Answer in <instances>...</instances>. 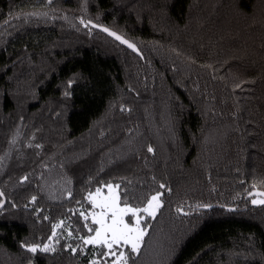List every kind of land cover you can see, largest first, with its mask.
I'll return each mask as SVG.
<instances>
[{
	"label": "trees",
	"instance_id": "trees-1",
	"mask_svg": "<svg viewBox=\"0 0 264 264\" xmlns=\"http://www.w3.org/2000/svg\"><path fill=\"white\" fill-rule=\"evenodd\" d=\"M108 183L162 194L135 264H264V0H0V264L100 259Z\"/></svg>",
	"mask_w": 264,
	"mask_h": 264
},
{
	"label": "snow or ice",
	"instance_id": "snow-or-ice-1",
	"mask_svg": "<svg viewBox=\"0 0 264 264\" xmlns=\"http://www.w3.org/2000/svg\"><path fill=\"white\" fill-rule=\"evenodd\" d=\"M103 30L108 32V29ZM109 35L135 50L133 44L116 33L109 32ZM70 86L71 82H69ZM148 151L152 152L153 149L149 147ZM25 179L27 178L25 177ZM119 187L118 184L108 183L97 187L94 192H89L86 199L90 203L92 211L87 214L80 212V216L85 221L91 217V224L95 225L93 228L86 223L85 227L88 232L94 234L80 239L85 245L100 246L105 249L100 253V259H94L92 264H109V261L110 264H129L130 260L135 264L134 258L140 254L148 230L145 217L155 219L158 210L162 207L161 193H156L148 198L143 207H134L128 203L127 199H121V195L117 191ZM160 187L164 188L165 185L161 184ZM3 196L4 193L0 192V198ZM35 199L33 197L32 202H35ZM253 203L256 201L254 200ZM260 203L264 204V201H260ZM2 206L3 200H0V207ZM62 225L63 221L53 225V236L56 235L55 229ZM69 236H71L70 232ZM22 247L24 246L22 245ZM38 249L41 252L54 251L47 244L42 248L35 245L27 246V251L32 253H36ZM72 251L75 252L76 249H72Z\"/></svg>",
	"mask_w": 264,
	"mask_h": 264
},
{
	"label": "water",
	"instance_id": "water-1",
	"mask_svg": "<svg viewBox=\"0 0 264 264\" xmlns=\"http://www.w3.org/2000/svg\"><path fill=\"white\" fill-rule=\"evenodd\" d=\"M89 26L91 28H93L94 30H97L99 32H101L102 34H104L105 36H107L108 38L112 39L113 41L117 42L118 44H120L121 46L127 48L128 50L132 51L133 53H137V49L135 47V50H133L132 48H129L127 44H124V43H121L119 40H116L114 36L112 35H109V32H113L111 30L108 29V32H105L103 29H107L105 27H102V26H98V25H95V24H92V23H89ZM115 33V32H113ZM117 34V33H116ZM118 35V34H117ZM120 36V35H119ZM123 38V37H122ZM124 39V38H123ZM126 40V39H124ZM129 42V41H128ZM131 43V42H129ZM132 44V43H131ZM264 191H261V190H258V189H253L251 190L247 195H246V198H260L262 200H264ZM210 208L212 207H202L200 208V210H209ZM226 210L228 211H232L231 209L229 208H226Z\"/></svg>",
	"mask_w": 264,
	"mask_h": 264
},
{
	"label": "rangeland",
	"instance_id": "rangeland-1",
	"mask_svg": "<svg viewBox=\"0 0 264 264\" xmlns=\"http://www.w3.org/2000/svg\"><path fill=\"white\" fill-rule=\"evenodd\" d=\"M117 191H118V189H117ZM154 195H155V194H154ZM91 211H92V209H91ZM142 215H143V214H142ZM89 219L91 220V217H89ZM47 245H49L50 248H52V247L54 246V240L51 239ZM86 246H90V245H86ZM91 246H92V245H91ZM97 247H98V246H97Z\"/></svg>",
	"mask_w": 264,
	"mask_h": 264
}]
</instances>
